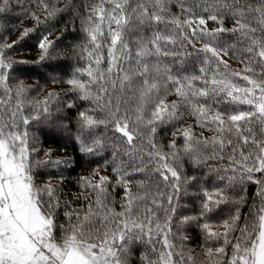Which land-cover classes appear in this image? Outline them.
<instances>
[{"label":"snow or ice","instance_id":"obj_1","mask_svg":"<svg viewBox=\"0 0 264 264\" xmlns=\"http://www.w3.org/2000/svg\"><path fill=\"white\" fill-rule=\"evenodd\" d=\"M0 32V264H264V0H0Z\"/></svg>","mask_w":264,"mask_h":264},{"label":"trees","instance_id":"obj_2","mask_svg":"<svg viewBox=\"0 0 264 264\" xmlns=\"http://www.w3.org/2000/svg\"><path fill=\"white\" fill-rule=\"evenodd\" d=\"M16 17H12L13 23L16 22ZM31 21L25 20L20 24L16 31L11 32L8 36L9 42L15 40L19 37L20 32L24 27L30 26ZM3 32H0V35H3ZM18 35V36H17ZM56 35H60V30L56 31ZM71 41V33L67 34L65 43ZM35 43L34 40L29 39L23 44L17 46L14 50L15 59L27 61V63L15 65V76L22 79L26 84H39L47 89L53 87H58L50 83L51 77L53 75H63L65 72L71 71V65L73 61L71 59H64L63 61H46L39 62V50L35 47H32ZM49 64H61L62 70L60 72H53L47 65ZM74 131L72 128L70 131H64L63 129H56L53 127L46 126L44 124L35 126V134L40 140V146L43 150L52 149L54 156L60 159L71 160L75 158L76 163L72 166L62 167L61 171L65 175H70L73 179L78 175H84L94 166L92 163L95 158H86L78 153L76 150V145L73 142ZM52 133H55L53 135ZM55 141V142H51ZM75 190V189H72ZM195 239V238H194ZM198 243V241H197Z\"/></svg>","mask_w":264,"mask_h":264},{"label":"rangeland","instance_id":"obj_3","mask_svg":"<svg viewBox=\"0 0 264 264\" xmlns=\"http://www.w3.org/2000/svg\"><path fill=\"white\" fill-rule=\"evenodd\" d=\"M18 36V35H17Z\"/></svg>","mask_w":264,"mask_h":264}]
</instances>
